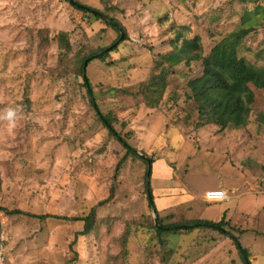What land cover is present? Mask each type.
Here are the masks:
<instances>
[{"label":"rangeland","instance_id":"374dc122","mask_svg":"<svg viewBox=\"0 0 264 264\" xmlns=\"http://www.w3.org/2000/svg\"><path fill=\"white\" fill-rule=\"evenodd\" d=\"M241 28L239 56L263 68L264 0H0V117L17 111L0 119V264H245L233 236L264 264V90L250 86L247 126L221 129L189 98L203 61L165 59L196 37L206 57ZM93 210L85 236L29 216ZM222 219L231 236L185 231Z\"/></svg>","mask_w":264,"mask_h":264},{"label":"trees","instance_id":"16d2710c","mask_svg":"<svg viewBox=\"0 0 264 264\" xmlns=\"http://www.w3.org/2000/svg\"><path fill=\"white\" fill-rule=\"evenodd\" d=\"M76 6L78 7V5ZM79 10L84 12L90 11L88 8L80 6ZM95 16L101 19L103 17L101 14H95ZM105 21L110 27L119 30L120 25L115 20L110 22L105 18ZM250 31L251 28H241L233 32L220 43H218L212 49L210 55L206 57H203L202 55V48L200 44L201 41L198 37L190 41H184L180 48L176 46L175 53H170L169 55L165 56L166 61L170 62L171 65H179L183 61H187L188 63L203 61L204 74L201 78L190 82L192 94L189 98L196 102L201 117L208 121V123L216 124L221 129H226L229 126H233L235 128L247 126L251 112L250 106L254 102V93L250 86L252 85L257 89L264 90V67L257 68L245 58L240 57L238 52L243 39L249 34ZM120 40L121 38H119L114 43V45H116ZM108 56L109 53H104L103 50L102 54H98L97 58L104 61ZM82 75L84 76L85 87L91 94L92 85L89 79L86 77L85 70H82ZM94 105L96 104L94 103ZM96 109L98 110V108ZM99 117L109 129L110 133L117 137V139L121 142L127 153L137 155L136 150L127 141L121 138V136L114 130L111 124V119L101 113H99ZM125 159L126 158H123V160L120 162L117 168L118 171L120 169L119 167L121 166V163H123ZM152 163V160H149L147 163L150 168ZM149 175H151V171L149 172ZM147 195L148 206L150 210L158 213L151 189L147 190ZM0 210L2 211V208H0ZM15 213L19 214L20 212ZM29 216L38 219L52 218L63 221H83L84 230L81 233H78V235L81 236H85L90 233L96 218L95 210H93L92 213L85 218L71 219L63 216H36L32 214H29ZM225 223L226 222L223 219L219 222L194 220L186 224L185 231L187 233L196 229L205 231L210 230L231 236L232 234L224 231L223 227ZM155 228L158 234L165 232L167 229H171L163 228V226H161L160 220H158V225H156ZM233 239L240 249L244 263L252 264L250 261L249 251L243 248L237 237L233 236Z\"/></svg>","mask_w":264,"mask_h":264},{"label":"built area","instance_id":"2783aa9c","mask_svg":"<svg viewBox=\"0 0 264 264\" xmlns=\"http://www.w3.org/2000/svg\"><path fill=\"white\" fill-rule=\"evenodd\" d=\"M215 193H220L221 195L220 196L212 195ZM206 198L210 203H220L229 200L227 194L223 191H210L206 194Z\"/></svg>","mask_w":264,"mask_h":264},{"label":"clouds","instance_id":"9594fccd","mask_svg":"<svg viewBox=\"0 0 264 264\" xmlns=\"http://www.w3.org/2000/svg\"><path fill=\"white\" fill-rule=\"evenodd\" d=\"M16 117H17L16 109L8 108V109H6L5 114L2 117H0V119H5V120H7L9 122V124L11 126H14L15 125V121H16ZM212 195L220 196L221 194L220 193H215V194H212ZM210 198H211V196H210Z\"/></svg>","mask_w":264,"mask_h":264},{"label":"water","instance_id":"95a60500","mask_svg":"<svg viewBox=\"0 0 264 264\" xmlns=\"http://www.w3.org/2000/svg\"><path fill=\"white\" fill-rule=\"evenodd\" d=\"M123 38V36L121 37V39ZM144 157V156H143ZM149 170H150V168H149ZM149 182H150V178H149V176H148V190H150V184H149Z\"/></svg>","mask_w":264,"mask_h":264}]
</instances>
